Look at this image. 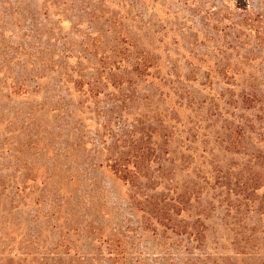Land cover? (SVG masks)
Instances as JSON below:
<instances>
[{
    "label": "rangeland",
    "instance_id": "obj_1",
    "mask_svg": "<svg viewBox=\"0 0 264 264\" xmlns=\"http://www.w3.org/2000/svg\"><path fill=\"white\" fill-rule=\"evenodd\" d=\"M263 129L264 0H0V264H264Z\"/></svg>",
    "mask_w": 264,
    "mask_h": 264
},
{
    "label": "trees",
    "instance_id": "obj_2",
    "mask_svg": "<svg viewBox=\"0 0 264 264\" xmlns=\"http://www.w3.org/2000/svg\"><path fill=\"white\" fill-rule=\"evenodd\" d=\"M246 101L249 102L250 99H249V98H246ZM258 113H260V112L258 111ZM253 123H254V122H253ZM263 133H264V129H263ZM116 173L118 174V176H122V174H119L117 171H116ZM122 177H124V176H122Z\"/></svg>",
    "mask_w": 264,
    "mask_h": 264
}]
</instances>
